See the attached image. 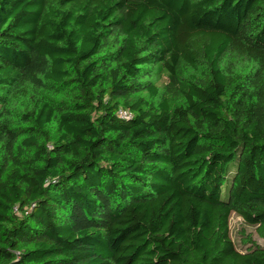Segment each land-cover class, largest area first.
I'll use <instances>...</instances> for the list:
<instances>
[{"label":"trees","instance_id":"1","mask_svg":"<svg viewBox=\"0 0 264 264\" xmlns=\"http://www.w3.org/2000/svg\"><path fill=\"white\" fill-rule=\"evenodd\" d=\"M231 217L264 240V0H0V264H264Z\"/></svg>","mask_w":264,"mask_h":264},{"label":"rangeland","instance_id":"2","mask_svg":"<svg viewBox=\"0 0 264 264\" xmlns=\"http://www.w3.org/2000/svg\"><path fill=\"white\" fill-rule=\"evenodd\" d=\"M167 77L166 74L162 71L155 70L153 75L150 77V82L154 84L158 88L164 87L166 84ZM139 96L148 99V94L143 92ZM230 228H231V238L237 249L242 247V250L245 248L242 246V238L250 237V240L256 243L259 246H264V240L260 239L256 232L255 228L246 226L240 218L231 217L230 220Z\"/></svg>","mask_w":264,"mask_h":264},{"label":"built area","instance_id":"3","mask_svg":"<svg viewBox=\"0 0 264 264\" xmlns=\"http://www.w3.org/2000/svg\"><path fill=\"white\" fill-rule=\"evenodd\" d=\"M118 116L122 119H129L131 118L132 114L125 110H120L118 113Z\"/></svg>","mask_w":264,"mask_h":264}]
</instances>
